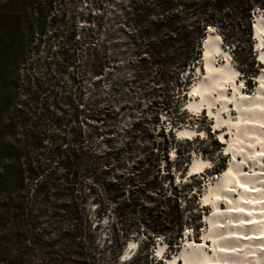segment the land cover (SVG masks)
I'll use <instances>...</instances> for the list:
<instances>
[{"label":"trees","instance_id":"obj_1","mask_svg":"<svg viewBox=\"0 0 264 264\" xmlns=\"http://www.w3.org/2000/svg\"><path fill=\"white\" fill-rule=\"evenodd\" d=\"M118 4L132 29L127 36L135 46L133 54L140 57L142 67L147 63L156 69L147 75L155 85L166 86L178 76L184 78L188 68L200 61L201 46L210 27L223 34L224 44H234L235 50L251 54L252 21L258 10L264 13V0H120ZM48 20L47 0H0V264L119 263L122 245L100 254L90 249L87 240L96 238L93 225L85 220L83 206L73 203L66 205L62 219L70 224L69 228L57 230L60 247L46 245L45 251H49L42 259L36 258L37 249L43 245L39 240L45 236L38 225L46 208H53L56 220L62 211L53 196L56 163L63 169L76 164L96 173L104 191L101 201L107 203L104 210L115 211L113 227L116 229L121 218L128 217L121 232L116 233L118 242L126 244L136 229L144 228L149 238L163 237L173 250L180 245L184 228L195 219L186 214L187 202L183 204L181 198L185 187L174 186L172 180L168 155L170 148L177 146L175 137L167 142L164 154L166 176L161 175V161L152 153L132 166L127 176L110 177L115 166L105 162L108 154L86 146L84 140L69 141L65 117L59 114L67 100L44 81L58 62L53 58L54 62L48 63L50 57L40 56ZM76 37V31H71L68 41L72 47ZM35 43L37 47H32ZM77 48L60 52L68 58L58 67L59 74L68 69ZM93 62L95 74L102 75L105 63L98 55ZM190 69L186 83L192 78ZM186 86L183 83L177 93ZM180 98L172 102L176 113H180ZM171 122L178 124L180 119ZM47 125L62 133L50 135ZM141 125L138 121L132 131ZM129 150L126 145L117 155ZM225 169L224 160L215 174ZM119 209L122 214L117 212ZM53 228H58V223Z\"/></svg>","mask_w":264,"mask_h":264},{"label":"rangeland","instance_id":"obj_2","mask_svg":"<svg viewBox=\"0 0 264 264\" xmlns=\"http://www.w3.org/2000/svg\"><path fill=\"white\" fill-rule=\"evenodd\" d=\"M118 1L120 0H47L49 20L40 45V56L43 59L50 57L48 63H53L54 61H51L53 58L58 62L52 65L51 73L44 81L67 100L64 102L63 112L59 114L65 117V125H67L65 134L69 141L74 138L78 141L84 140L86 146H91L100 154H108L105 162L115 166L110 177L114 174L127 176L132 166L143 162L152 153L155 159L161 161V175L166 176L168 169L165 166L164 154L168 149L167 142L172 141L171 136L175 137L177 146L170 148L168 155L172 180L174 186L185 187L181 198L183 204L187 202V216L195 219L191 225L184 228L180 245L175 246L173 250L169 248V241L163 237L149 238L144 228L136 229L129 240H137L139 249H135L134 252L130 250L129 253L131 252L132 255L127 254L129 256L126 255L118 263L164 264L157 257L158 253L153 251L154 248L156 250L159 248L160 242L167 244L166 257H172L173 253L185 244L183 239L186 240L188 234L191 240L193 237L196 240L203 238L207 230L204 217L206 214L211 215L212 206L205 208L201 196L206 193V185L214 181L215 169L224 160L227 167L229 161L225 158L216 135L211 131L212 123L207 120L206 115L199 117L200 121L193 116L197 113L183 110L186 100L185 89H189L190 84L193 85L197 79L193 68L192 78L189 77L188 83L184 80L188 77L190 68L185 72L184 78L178 76L177 79L167 83V86L155 85L147 75L156 69L150 68L147 63L145 68L142 67L143 65L139 63L140 57L133 54L135 46L127 36L132 29ZM73 30L76 31L77 36L76 41L73 42L75 47H72L68 41V36ZM251 44V54L244 49L235 50L234 44H225L226 47L231 48L228 50L232 53L233 64L245 80L253 72L259 76L263 75L257 64L254 35ZM32 47H37V43ZM76 47L78 48L74 49V54L72 53L68 69L63 74H59L58 67H62V61L68 58V54L64 55L60 52L63 49L70 51ZM96 55L102 63H105L100 76L95 74L93 64ZM32 60H36V57H32ZM140 75L141 77H138ZM183 83L187 86L178 94L177 89L182 88ZM165 86L169 88V92ZM249 89L256 91L253 84ZM179 96L181 97L180 113H176L172 102L178 100ZM172 119H180V122L173 125ZM138 121H141L142 125L136 132L132 131V126ZM183 126L205 131L204 139H197L195 142L177 139L176 127ZM47 131L50 135L62 133L60 129L48 125ZM126 145L130 146V150L117 155V151ZM195 156L210 159L213 170L206 172L203 177L200 175L189 179L186 171ZM58 164L56 163L53 168L56 179L53 196L59 210L62 211L59 219L56 220L53 217L55 213L53 208L51 206L46 208V213L38 225V229L43 230L45 236L39 240L43 245L37 249L36 258L42 259L43 254L49 251L50 248L45 251L46 245L60 247L61 241L57 240V230L69 228V223L62 222L63 214L67 210L65 207L69 203L83 206L85 220L88 219L93 225L96 238L93 241L87 240L91 250L100 254L110 252L111 248L122 245V254L125 253V247L130 241L123 245V241H117L116 233L121 232L123 225L126 224L125 218L128 217H122L116 229L113 227L115 211L104 210L107 203L101 201L104 191L97 181L96 173L88 172L87 168L76 164H72L71 169H63ZM30 188L33 189L35 186ZM56 189H59V192H54ZM122 207L123 204L120 208ZM117 212L122 214L120 209ZM57 223L58 228H53Z\"/></svg>","mask_w":264,"mask_h":264},{"label":"bare ground","instance_id":"obj_3","mask_svg":"<svg viewBox=\"0 0 264 264\" xmlns=\"http://www.w3.org/2000/svg\"><path fill=\"white\" fill-rule=\"evenodd\" d=\"M260 14L256 12L252 28L253 35L255 32L260 47H263L264 13L260 11ZM207 33L204 49L201 46L204 50L203 64L201 58L190 69L194 68L195 73L197 69V79L193 85L190 84L192 87L185 89L188 94H185L183 110L199 113L207 109L216 119L215 128L221 131L215 134L223 133L221 138L225 135L226 128H223L227 127L231 136L229 142L225 137L227 153H231L234 160L228 171L226 168L221 177L206 185V193L201 196L205 208L210 205L213 208L211 215L206 214L209 225L203 240L192 243L190 237L183 239L186 243L172 257H166L167 244L160 242L157 253L160 256L164 254L166 264H264V167L256 168L264 154V74L259 78L261 87L256 94L242 90L243 81L241 78V83L237 81L239 71L230 63L233 56L228 50L231 48L224 44L223 34L214 27H210ZM217 57L222 60L217 62ZM261 57L264 60V50ZM230 87L233 88L232 93ZM223 111L227 116L222 115ZM176 129L179 138L185 140L205 135V131L190 126ZM245 165L249 171L244 169ZM211 166L210 159L195 156L186 172L191 175L189 179H193L197 176L193 174ZM222 201L226 206L221 204ZM129 241L120 261L139 249L137 240ZM207 241H211L213 253L206 250V246H210Z\"/></svg>","mask_w":264,"mask_h":264},{"label":"water","instance_id":"obj_4","mask_svg":"<svg viewBox=\"0 0 264 264\" xmlns=\"http://www.w3.org/2000/svg\"><path fill=\"white\" fill-rule=\"evenodd\" d=\"M208 31H209V29H208ZM207 35H208V33H207ZM202 47L204 48V45L202 44ZM203 58V57H202ZM198 64V63H197ZM202 64H203V61H202ZM195 66V65H194ZM193 66V67H194ZM194 69V68H193ZM197 69L195 68V71H196ZM185 94H188V92H185ZM188 97H189V95H188Z\"/></svg>","mask_w":264,"mask_h":264},{"label":"built area","instance_id":"obj_5","mask_svg":"<svg viewBox=\"0 0 264 264\" xmlns=\"http://www.w3.org/2000/svg\"><path fill=\"white\" fill-rule=\"evenodd\" d=\"M257 14H258V15L260 14V11H259V10L257 11Z\"/></svg>","mask_w":264,"mask_h":264}]
</instances>
